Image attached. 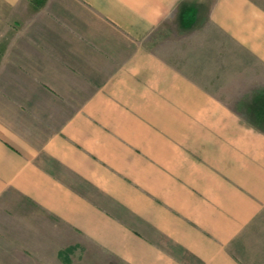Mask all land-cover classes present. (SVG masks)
I'll list each match as a JSON object with an SVG mask.
<instances>
[{"label":"crops","instance_id":"crops-1","mask_svg":"<svg viewBox=\"0 0 264 264\" xmlns=\"http://www.w3.org/2000/svg\"><path fill=\"white\" fill-rule=\"evenodd\" d=\"M204 2L0 0V209L43 227L30 242L51 259L244 264L264 209V0ZM170 16L189 38L168 59L143 41Z\"/></svg>","mask_w":264,"mask_h":264},{"label":"rangeland","instance_id":"rangeland-1","mask_svg":"<svg viewBox=\"0 0 264 264\" xmlns=\"http://www.w3.org/2000/svg\"><path fill=\"white\" fill-rule=\"evenodd\" d=\"M211 1L205 0L203 10H207ZM182 19L181 16L179 20L168 17L151 31L143 44L159 55L171 59L172 48L176 45L178 47L182 42L186 44L189 38L188 28L181 25L183 24ZM68 96V100L61 101L60 106L63 112L70 113L80 105L81 101L77 100L79 95L76 93ZM59 119L62 118L58 117L56 121ZM251 119L264 129V116L258 120ZM52 120L55 123V119ZM25 225L27 224L12 221V214L0 209V264H98L87 256L84 247L72 245L61 251L59 248L57 257L51 259L54 255L51 256L48 246L42 242L35 244L30 242L35 240L33 239L34 233L36 238L42 241L45 236L44 228L29 229ZM239 239L243 244L237 253L242 262L244 264H264V209L241 233Z\"/></svg>","mask_w":264,"mask_h":264}]
</instances>
